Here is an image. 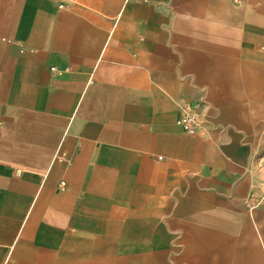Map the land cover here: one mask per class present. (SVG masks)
I'll use <instances>...</instances> for the list:
<instances>
[{"label":"crops","instance_id":"crops-1","mask_svg":"<svg viewBox=\"0 0 264 264\" xmlns=\"http://www.w3.org/2000/svg\"><path fill=\"white\" fill-rule=\"evenodd\" d=\"M262 111L264 0H0V264H230Z\"/></svg>","mask_w":264,"mask_h":264},{"label":"rangeland","instance_id":"rangeland-1","mask_svg":"<svg viewBox=\"0 0 264 264\" xmlns=\"http://www.w3.org/2000/svg\"><path fill=\"white\" fill-rule=\"evenodd\" d=\"M232 1L234 5L240 2V0ZM213 17L217 18L216 13L213 14ZM181 99H178L177 103ZM261 113L264 115V111ZM260 120L262 122L261 134L258 141L254 143L255 150L250 161V168L254 177L250 198L246 199L240 206H224L217 202L199 204L197 221L193 222L194 225H192V228L198 231L214 228L228 233L229 230H233L236 233L235 236L240 235L239 232L244 226H248L249 229L257 233L255 234L256 237L253 236L254 234H247L248 236L245 239L242 237L235 239L236 242L231 253L230 264H238L234 259L239 254H234V252L240 247V244L246 245L245 250H247L244 255H241L242 259H247L251 264L253 262L264 264V116ZM230 216H234L236 219L234 223L230 222ZM236 230L239 231L237 232ZM222 256L223 253L216 252L214 254L215 259H218L219 262Z\"/></svg>","mask_w":264,"mask_h":264},{"label":"built area","instance_id":"built-area-1","mask_svg":"<svg viewBox=\"0 0 264 264\" xmlns=\"http://www.w3.org/2000/svg\"><path fill=\"white\" fill-rule=\"evenodd\" d=\"M50 70L52 72L59 71L56 67H51ZM178 106L179 115L176 122L182 131L191 135L206 137L211 129L216 128L214 120L217 114L211 112V107L205 98L197 100L182 98Z\"/></svg>","mask_w":264,"mask_h":264}]
</instances>
